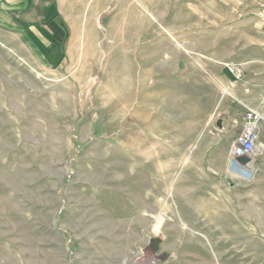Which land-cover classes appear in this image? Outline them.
<instances>
[{
    "label": "rangeland",
    "instance_id": "rangeland-1",
    "mask_svg": "<svg viewBox=\"0 0 264 264\" xmlns=\"http://www.w3.org/2000/svg\"><path fill=\"white\" fill-rule=\"evenodd\" d=\"M57 3L55 65L0 18V264H264V123L247 178L215 125L264 0Z\"/></svg>",
    "mask_w": 264,
    "mask_h": 264
},
{
    "label": "crops",
    "instance_id": "crops-1",
    "mask_svg": "<svg viewBox=\"0 0 264 264\" xmlns=\"http://www.w3.org/2000/svg\"><path fill=\"white\" fill-rule=\"evenodd\" d=\"M59 15L57 0H0V18L13 22L24 31L22 35L30 49L41 55L51 42V31L46 23L59 20ZM242 64V78L233 81L236 86V103L241 108L228 110V105L222 104V118L219 119L221 131L229 127L236 129L238 126L242 129L245 108L260 110L263 107L260 100L264 90L258 88L260 85L264 87V79H260L257 71L251 67V60Z\"/></svg>",
    "mask_w": 264,
    "mask_h": 264
},
{
    "label": "built area",
    "instance_id": "built-area-1",
    "mask_svg": "<svg viewBox=\"0 0 264 264\" xmlns=\"http://www.w3.org/2000/svg\"><path fill=\"white\" fill-rule=\"evenodd\" d=\"M229 73L234 76L235 79H241L243 73L242 63H230L225 64ZM260 103L262 104V109L256 110L253 108H245V114L243 116V126L240 132L237 134L235 141L230 150V159H235L238 154L245 155L247 157L254 156V151L256 148V140L258 139L260 126L264 123V94L261 97ZM238 165L244 166L247 163L241 164L236 161ZM251 172L246 173L244 177H248ZM243 177V178H244ZM242 178V177H241Z\"/></svg>",
    "mask_w": 264,
    "mask_h": 264
},
{
    "label": "trees",
    "instance_id": "trees-1",
    "mask_svg": "<svg viewBox=\"0 0 264 264\" xmlns=\"http://www.w3.org/2000/svg\"><path fill=\"white\" fill-rule=\"evenodd\" d=\"M46 25L51 31V42L42 51V55L50 65H55L62 56L64 44L68 38V28L61 19L50 20Z\"/></svg>",
    "mask_w": 264,
    "mask_h": 264
},
{
    "label": "water",
    "instance_id": "water-1",
    "mask_svg": "<svg viewBox=\"0 0 264 264\" xmlns=\"http://www.w3.org/2000/svg\"><path fill=\"white\" fill-rule=\"evenodd\" d=\"M220 124L221 122L220 120H218L217 126L221 128ZM249 160H250L249 157L242 154H238V156L236 157V161L241 164L247 163ZM162 241H163V236L160 234H156L149 238L148 244L143 249L144 253H146V255H148L151 258V260L157 263L165 262L169 257L168 253L160 251V245Z\"/></svg>",
    "mask_w": 264,
    "mask_h": 264
},
{
    "label": "bare ground",
    "instance_id": "bare-ground-1",
    "mask_svg": "<svg viewBox=\"0 0 264 264\" xmlns=\"http://www.w3.org/2000/svg\"><path fill=\"white\" fill-rule=\"evenodd\" d=\"M254 157H250V160L248 161V164H245L244 166L238 165L235 161V159H230L229 161V170L239 176H245L246 173L253 172L254 171ZM145 260V259H143ZM152 262V261H151Z\"/></svg>",
    "mask_w": 264,
    "mask_h": 264
}]
</instances>
